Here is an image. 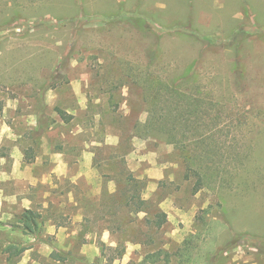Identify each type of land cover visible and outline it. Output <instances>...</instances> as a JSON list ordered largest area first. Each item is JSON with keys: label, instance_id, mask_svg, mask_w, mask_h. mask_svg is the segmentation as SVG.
I'll return each instance as SVG.
<instances>
[{"label": "rangeland", "instance_id": "obj_1", "mask_svg": "<svg viewBox=\"0 0 264 264\" xmlns=\"http://www.w3.org/2000/svg\"><path fill=\"white\" fill-rule=\"evenodd\" d=\"M0 125V264H264V0H0Z\"/></svg>", "mask_w": 264, "mask_h": 264}, {"label": "crops", "instance_id": "obj_2", "mask_svg": "<svg viewBox=\"0 0 264 264\" xmlns=\"http://www.w3.org/2000/svg\"><path fill=\"white\" fill-rule=\"evenodd\" d=\"M29 119H32V118H29ZM29 123H31V120ZM10 138L17 140V139L21 138V135L16 134L9 127H6V125H0V142H2L4 139L7 140ZM13 147H14L15 155L19 156L18 159L14 160V165H15L14 169L16 172H18L19 178L26 179L29 176L28 180L30 182L35 181L34 179L36 178V176H34V175H28L27 176V174H26L35 165L40 166L42 164L47 163L49 165V167H47L46 169H50V171L51 170L52 171H55V170L63 171L67 168V166H66L67 164H66L65 159H64V153H62V152H58V153L46 152V155H49V157L52 159L47 160V158L42 159L41 157H36L35 161H32V163L26 165V167L24 169H21L20 163H22V161H23V156H24L23 151L21 150V148L19 147V144L17 142L15 143V145ZM53 157H54V159H53ZM51 165H54V167L51 168ZM1 174L2 173H0V175ZM1 198L4 199V193H2L0 191V199ZM25 209H30V208H25Z\"/></svg>", "mask_w": 264, "mask_h": 264}, {"label": "trees", "instance_id": "obj_3", "mask_svg": "<svg viewBox=\"0 0 264 264\" xmlns=\"http://www.w3.org/2000/svg\"><path fill=\"white\" fill-rule=\"evenodd\" d=\"M56 110L60 115V117L62 119H65V115H66L65 112L60 109H56ZM39 218H40V214L34 212L31 209H25L20 216V220L23 222L24 227L31 233L39 228V222H38ZM164 221H165V215L162 214V216H160V218L157 221V226H161ZM258 249H260V251L264 253V244L262 245V247H258ZM24 250H25L24 247H19L15 250L14 254L15 253L20 254ZM6 251H8V248H6Z\"/></svg>", "mask_w": 264, "mask_h": 264}]
</instances>
